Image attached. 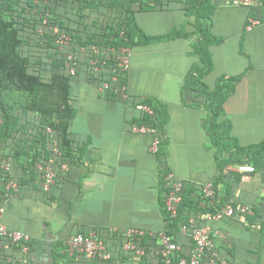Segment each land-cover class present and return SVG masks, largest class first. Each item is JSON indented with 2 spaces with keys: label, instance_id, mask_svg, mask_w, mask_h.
Masks as SVG:
<instances>
[{
  "label": "crops",
  "instance_id": "obj_1",
  "mask_svg": "<svg viewBox=\"0 0 264 264\" xmlns=\"http://www.w3.org/2000/svg\"><path fill=\"white\" fill-rule=\"evenodd\" d=\"M214 1L209 29L222 42L209 47L213 69L204 82L213 78L212 86L206 83L212 88L222 76L239 77L219 121L229 124L228 134L240 150L212 147L204 129L203 98L184 89L185 77L196 63L193 18L178 9L138 13L136 21L147 35L178 28L188 37L130 49L124 97L104 94L87 73L73 80L72 156L56 166L57 179L49 193L42 192L40 181H33L0 205V223L31 238L28 264H140V258L126 253L129 259L124 262L68 256L61 263L55 260L54 253L69 237L90 232L101 234L114 258L119 243L111 238L117 236L122 246V237L109 231L128 228L146 233L148 264H157L151 249L158 246V234L166 229L160 206L161 178L166 171L183 181L193 197L212 183L215 212L232 202L233 216L202 221L212 235L202 264H264V163L255 166L252 153L246 151L264 140V0ZM143 17L148 20L141 22ZM250 19L256 24L249 26ZM148 99L167 107L162 135L150 128L144 133L134 130L141 127L136 120L142 113H151L142 105ZM155 139L165 145V171L157 154L150 151ZM220 161L227 163L221 175ZM242 165L255 170L238 172ZM242 207L249 213H241ZM147 237H155V242L149 243ZM173 238L178 252L188 255L190 237L179 227Z\"/></svg>",
  "mask_w": 264,
  "mask_h": 264
},
{
  "label": "trees",
  "instance_id": "obj_2",
  "mask_svg": "<svg viewBox=\"0 0 264 264\" xmlns=\"http://www.w3.org/2000/svg\"><path fill=\"white\" fill-rule=\"evenodd\" d=\"M214 2L48 0L47 4L43 5L40 0L38 5L35 0H0V160L7 155L12 158L10 171L3 173L0 170V205L5 198L4 184L8 180L16 181L20 189L27 187L28 183L40 181L35 166L50 156L51 139L57 142L60 152L56 161L57 167L72 156L74 142L70 138V126L75 113L70 99L73 80L80 73H87L89 81L100 86L109 75L114 74L112 69H115V62L112 56H108L107 64L102 67L99 75H92L87 61L84 60L78 66L76 77H70L64 70V54L59 51L54 43V36L48 31L47 27L50 25L57 26L70 36L71 49L95 46L100 49L110 47L115 50H130L163 40L188 37V34L178 28L162 35H147L136 21L138 13L178 9L186 16L192 17L193 34L196 36L192 48L196 63L185 77L184 89H190L203 98V107L207 111L204 129L212 147L219 151L231 148L240 150L228 134L229 124L219 121L223 115V104L233 92L239 77L222 76L212 88L204 82V78L213 69L209 47L222 42V39L214 36L209 29V20L215 9ZM46 14L48 24L43 25L41 16ZM38 28L45 29L42 35L37 33ZM121 81L125 83V79H120V83ZM142 105L149 107L151 113L143 112L136 123L154 129L162 135L167 107L154 99L144 100ZM48 128L52 131L51 135L46 131ZM228 141L231 143L225 145ZM159 144L156 154L161 168L165 171V145L163 141ZM246 151L252 153V163L255 166L264 163V140ZM226 165L227 163L220 161V175ZM253 169L255 170L254 167ZM168 173H162L160 206L166 225L164 232L172 238V242L177 243L173 236L179 232L180 225L188 224L189 220L193 219L195 226H202L206 216L215 212L217 196L210 199L203 194H194L193 197L192 190H187L184 183L177 216L172 219L165 208L168 192L165 177ZM220 178L221 176L214 181L215 185ZM147 239L151 244L155 242V237ZM111 240L119 243V252L109 262L128 260L120 248L121 240L115 235ZM141 244H147L145 238L141 240ZM64 251L65 246L61 245L58 252L54 253L56 262L61 263L67 257ZM147 252V255L138 260L140 264H148L149 251ZM7 257L6 253H0V264H10L6 261ZM187 257L185 253L176 252L170 259L171 264H178L181 258ZM156 259L157 264H165L162 259Z\"/></svg>",
  "mask_w": 264,
  "mask_h": 264
},
{
  "label": "built area",
  "instance_id": "obj_3",
  "mask_svg": "<svg viewBox=\"0 0 264 264\" xmlns=\"http://www.w3.org/2000/svg\"><path fill=\"white\" fill-rule=\"evenodd\" d=\"M40 0H35V4L39 5ZM48 0H42V4L46 5ZM245 1V0H240ZM42 24H48L47 14L41 16ZM256 21L250 19L248 25H254ZM48 31L54 36V43L58 47L60 52L64 54V70L70 77H76L78 73V66L84 60L87 61L88 68L92 75L100 74L102 67L105 66L106 58L112 56L115 62V69H112L113 75H109L107 80H104L99 88L104 94H113L117 97H124L125 83H120V79H126V74L129 69V50L126 48H120L115 50L114 48L107 47L100 49L95 46L76 47L71 49L72 40L69 35L60 30L55 25L47 27ZM45 29L38 28L37 33L42 35ZM83 56V57H82ZM117 70V71H116ZM117 73V74H115ZM140 109L148 111L145 107ZM2 120L0 118V124ZM135 131L144 133L150 130L144 126L134 129ZM48 134H52V131L48 128ZM159 147V140L155 139L152 143L150 151L156 153ZM60 154L57 146V142L51 139V155L44 161L39 162L35 166V170L40 176V188L43 193L47 194L55 184L57 179L56 160ZM12 164V158L5 156L0 160V170L3 173L10 171ZM238 172H253L254 169L251 166H238ZM165 187L168 190L165 199V208L170 218L174 219L177 216L178 206L181 202V192L184 188L183 181L176 180L171 173L165 177ZM20 187L16 181L8 180L4 184V192L6 198H12L19 194ZM202 194L206 198H214L215 192L212 183H208L202 190ZM241 213H249L246 207L241 208ZM234 215V209L232 202L229 201L220 210L208 214L206 220H219L223 216L231 217ZM111 234H118L122 237V251L126 254H131L133 257L141 258L147 255L146 244H141V240L145 238L146 233L134 229L128 228L122 231L112 229L109 231ZM180 232L183 235L190 237L192 242V248L187 258H181L178 264H202L206 252L210 249L212 243L211 229L208 225L195 226L194 220L191 219L188 224L180 225ZM30 236L24 232L18 230L8 229L4 224L0 223V253H6L8 255L7 262L10 264H28V252ZM150 250V249H149ZM179 251V246L172 242L165 232L158 234V246L151 249V253L156 258L162 259L165 264H171V257L174 253ZM65 254L75 260H89L106 262L111 260L112 254L108 250L106 243L100 237V233L90 232L88 234H76L69 237L65 241ZM150 255V251L149 254ZM219 264H226L221 261Z\"/></svg>",
  "mask_w": 264,
  "mask_h": 264
},
{
  "label": "rangeland",
  "instance_id": "obj_4",
  "mask_svg": "<svg viewBox=\"0 0 264 264\" xmlns=\"http://www.w3.org/2000/svg\"><path fill=\"white\" fill-rule=\"evenodd\" d=\"M146 16V15H145ZM147 17V16H146ZM148 19H145V17H143L142 19H141V22H143V21H147ZM206 83L209 85V86H212L213 85V83H214V81H213V78H207L206 79Z\"/></svg>",
  "mask_w": 264,
  "mask_h": 264
}]
</instances>
